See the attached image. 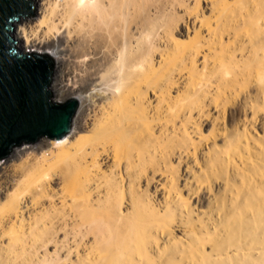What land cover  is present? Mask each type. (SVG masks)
Segmentation results:
<instances>
[{
  "label": "bare ground",
  "instance_id": "obj_1",
  "mask_svg": "<svg viewBox=\"0 0 264 264\" xmlns=\"http://www.w3.org/2000/svg\"><path fill=\"white\" fill-rule=\"evenodd\" d=\"M40 1L34 0L40 36L34 39L30 18L21 20L16 45L53 59L51 102L74 98L78 106L63 138L14 147L0 164V264H150L151 239L171 226L168 212L190 189L192 166L182 145L216 101L196 70L197 50L185 77L183 69L162 74L161 49L174 39L180 50L174 37L203 23L198 13L151 11L150 0ZM218 5L230 8L226 0L209 3ZM263 40L252 49L255 57L264 53ZM171 148L176 153L169 155ZM158 197L166 218L155 213ZM263 204L256 202L251 217L239 208V244L217 239L205 253L194 235L180 257L170 246L165 264H264V252L253 257L250 244L264 251ZM229 219L222 220L225 232Z\"/></svg>",
  "mask_w": 264,
  "mask_h": 264
},
{
  "label": "rangeland",
  "instance_id": "obj_2",
  "mask_svg": "<svg viewBox=\"0 0 264 264\" xmlns=\"http://www.w3.org/2000/svg\"><path fill=\"white\" fill-rule=\"evenodd\" d=\"M155 1L158 0H150L151 11L162 7L166 13L184 18L189 13H198L203 23L200 29L193 31L190 27L187 31L184 28L182 35L174 37L182 46L180 50L175 49L174 39L167 47H162L165 63L158 66L159 70L167 74L183 69L181 74L186 77L195 63L190 53L197 50L196 70L202 79L209 81L216 98L215 104L205 110L209 115L193 130L190 127L191 135L182 145L183 155L190 158L192 166L187 184L190 189L182 190L178 209L173 214L168 212L169 218L162 214L165 200L158 197L155 203L161 206L155 209L157 217L166 218L171 226L164 234L157 232L151 239L149 258L150 264H165L170 246L178 247L174 256L180 257L183 246L190 244L194 235L201 238L199 247H203L205 253L211 252L215 244L212 241L217 239L230 238L239 244L244 240L238 229L240 223L234 220L241 213L239 208H245V217H251L256 202H264V53L260 50L255 57L252 50L264 39V0H226L230 6L227 10H222L220 5L211 9L209 3L214 0H200L199 7H195L194 0ZM43 2L46 0L39 4ZM34 5L37 10V2ZM36 10L35 16L30 18L35 40L40 36ZM19 25L18 22L16 30ZM157 57L155 61L159 60ZM186 90V87L181 88L182 92ZM172 153H176L173 148L169 155ZM6 159L0 160V164ZM174 161L170 156L172 166L176 164ZM261 207L258 213L263 215L264 204ZM226 215L230 217L229 232H225L222 222ZM258 227L263 228V222L258 223ZM250 244L253 257L262 255L260 245Z\"/></svg>",
  "mask_w": 264,
  "mask_h": 264
},
{
  "label": "water",
  "instance_id": "obj_3",
  "mask_svg": "<svg viewBox=\"0 0 264 264\" xmlns=\"http://www.w3.org/2000/svg\"><path fill=\"white\" fill-rule=\"evenodd\" d=\"M34 16V0H0V160L39 138H63L78 106L74 98L52 103L53 59L16 45V24Z\"/></svg>",
  "mask_w": 264,
  "mask_h": 264
}]
</instances>
